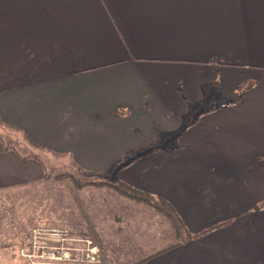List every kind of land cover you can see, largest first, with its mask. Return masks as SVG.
<instances>
[{"label":"crops","instance_id":"0c3cea01","mask_svg":"<svg viewBox=\"0 0 264 264\" xmlns=\"http://www.w3.org/2000/svg\"><path fill=\"white\" fill-rule=\"evenodd\" d=\"M0 121L16 128L0 125V191L47 181L42 154L57 156L165 199L194 236L73 189L66 221L87 220L68 226L100 249L264 264V0H0ZM13 132L33 156L6 144Z\"/></svg>","mask_w":264,"mask_h":264},{"label":"rangeland","instance_id":"374dc122","mask_svg":"<svg viewBox=\"0 0 264 264\" xmlns=\"http://www.w3.org/2000/svg\"><path fill=\"white\" fill-rule=\"evenodd\" d=\"M207 104L211 106V103ZM187 125L189 123H186ZM9 135L13 136L4 138L9 147H15L20 154L29 152L33 156L32 150L24 144L20 134L13 132ZM135 154L127 156L123 161L126 162ZM42 155L49 159L47 181L0 191V264H29L20 257L19 251L34 230H59L67 232L73 239L84 238L85 234L81 235V233L86 231L85 229H82L80 234L73 233L69 226L76 225V227L82 228L81 224L87 219H80L79 216L75 223L66 221L72 220L71 218L66 219L67 195L73 192L71 190H78L77 187L83 186L86 188L84 190L86 193L89 191H91L90 193H97L100 189L104 193H114L122 196L111 187H95L91 184L99 182L116 184L119 180L116 181L113 174L108 177L96 176L93 175L94 173H85L77 169L75 164L72 165L67 160L61 161V158L57 156ZM162 217L164 216L162 215ZM165 220L169 222L166 218ZM110 231L112 230L108 229L107 232ZM91 236H94L93 238L98 237L96 234ZM142 236L146 237L145 235ZM105 237L101 240L102 243L99 244H105L108 239L112 238L108 233ZM93 244L100 249L98 245ZM105 245L108 246V242ZM80 247H85V244L80 245ZM112 248L100 249V264H130L129 262L138 260L141 256L139 251H134L133 248L131 250L129 242L126 243L125 250H114Z\"/></svg>","mask_w":264,"mask_h":264},{"label":"built area","instance_id":"2783aa9c","mask_svg":"<svg viewBox=\"0 0 264 264\" xmlns=\"http://www.w3.org/2000/svg\"><path fill=\"white\" fill-rule=\"evenodd\" d=\"M19 254L29 264H100L97 246L59 230H34Z\"/></svg>","mask_w":264,"mask_h":264},{"label":"trees","instance_id":"16d2710c","mask_svg":"<svg viewBox=\"0 0 264 264\" xmlns=\"http://www.w3.org/2000/svg\"><path fill=\"white\" fill-rule=\"evenodd\" d=\"M255 85H256V83H245V84H243L241 86V88L237 91V93H235L233 95L232 99L230 101H228L227 103H225L224 106L239 104L241 101L242 95L245 92L253 89V87ZM0 125L6 126L9 129L16 131L15 127H13L11 125H7L1 121H0ZM26 141L29 143V145L31 147L35 148V145L32 143V141L27 136H26ZM131 154H134V153H131ZM133 157H131V158H133L132 159L133 161L132 160L130 161L131 158L128 159L129 161L127 162V164L124 165V167H127L129 164H131L132 162H134L136 159L139 158L136 156H133ZM93 175L101 177V176H105L107 174H99L98 173V174H93ZM47 179H48V177H47ZM91 184L95 187L96 186L97 187H103V186L111 187L114 191H116L117 193L121 194L122 196L128 198L129 200H132L138 204H145V205L150 206L156 212L163 215L170 222V224L172 225V227L174 229V233L178 238H182L184 236L191 237V238L194 237V236H191L189 234V232L186 229L183 221L181 220V218L177 214V212L174 209V207L172 206V204L169 203L168 201H166L165 199L160 198V197H155L149 193H145V192L138 190V189L134 188L133 186H131L130 184L123 182V181H119L116 184L104 183V182L91 183ZM77 188L81 189V188H83V186H79ZM261 209H264V205L262 207L256 208V210H261ZM208 232L209 231H207L206 233H208ZM206 233H203V234H206Z\"/></svg>","mask_w":264,"mask_h":264}]
</instances>
